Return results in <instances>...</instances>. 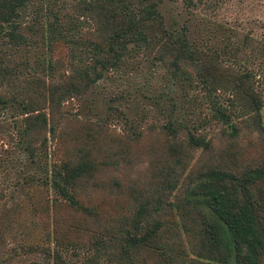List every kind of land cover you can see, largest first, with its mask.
<instances>
[{"label": "trees", "instance_id": "1", "mask_svg": "<svg viewBox=\"0 0 264 264\" xmlns=\"http://www.w3.org/2000/svg\"><path fill=\"white\" fill-rule=\"evenodd\" d=\"M32 1L0 0V35L19 32L20 18ZM69 1L71 13L88 23L78 38L70 37L80 45L72 67L55 74L21 72L10 52H0V109L11 107L19 115L16 133L28 155L47 142L53 144L49 156L55 153L45 176L25 177L39 182L30 193L32 197L37 192L31 205L41 215V232L50 244L23 243L20 248L40 251L53 264H65L62 252L81 254L85 264H264V162L236 165L216 157L205 159L188 172L193 175L188 179L191 185L164 202L159 195L174 186L177 165L194 148L211 147L210 137L202 131L180 135L169 116L158 123L167 140L166 154L171 155L169 170L158 185L131 192V210L92 198L90 188L105 182L97 178L108 166L102 145L122 152L128 140H103V120L70 114L67 102L83 95L105 70L129 71L137 62L127 54L129 43L173 69L190 67L207 94L228 91L229 103L238 108L224 109L214 100L212 107L213 117L224 123L229 137L239 131L235 118L262 126L260 103L246 77L219 69L214 49L190 46L183 30L165 24L157 6L160 0ZM62 61L56 57L49 65ZM141 131L132 129L126 137L135 139ZM45 183L52 192L49 197L42 191ZM108 192L114 201L118 190ZM183 235L187 249L181 244Z\"/></svg>", "mask_w": 264, "mask_h": 264}, {"label": "rangeland", "instance_id": "2", "mask_svg": "<svg viewBox=\"0 0 264 264\" xmlns=\"http://www.w3.org/2000/svg\"><path fill=\"white\" fill-rule=\"evenodd\" d=\"M157 6L165 24L183 30L190 46L216 51L220 70L246 77L259 98L257 113L262 126L254 127L235 118L239 131L234 137L227 136L224 123L213 117L212 100L224 109L238 108L229 103L228 91L217 89L207 94L190 67L173 69L166 61L129 43L126 51L129 57L136 58V64L129 71L105 70L83 95L72 98L67 105L70 114L102 119L103 140L123 137L128 140L122 152L115 153V149L108 150L102 145L103 160L108 166L97 178L105 182L89 192L92 198L106 204L118 202L130 210L131 192L157 186L160 176L171 165L168 159L171 155L166 154L165 148L167 140L158 127L166 116L173 119L180 135L187 130L204 132L211 139V147L194 148L190 157L177 165L174 186L159 195L164 202L191 185L188 179L193 175L188 172L205 159L216 157L225 164L236 165L264 162V0H160ZM20 21L17 34L0 35V52H10L19 71L34 69L55 74L62 67L65 72L74 65L80 45L70 37L78 38L88 23L71 13L69 0H33ZM56 57L63 61L49 65ZM18 117L11 107L0 109V264H53L40 251L20 248L23 243L50 244L41 232V215L31 205L37 192L32 197L30 193L39 182L36 179L29 182L25 177L29 173L34 174L33 178L45 176L49 157L54 159L55 153L49 156L53 144L47 142L44 148L37 147L28 155L16 133ZM140 127L139 137L127 138L128 131ZM112 180L116 184L109 187ZM43 186L44 194L51 196L50 186L46 183ZM109 188L118 190L114 201ZM186 236L181 238L185 249ZM62 255L65 264H85L81 254L62 252Z\"/></svg>", "mask_w": 264, "mask_h": 264}]
</instances>
